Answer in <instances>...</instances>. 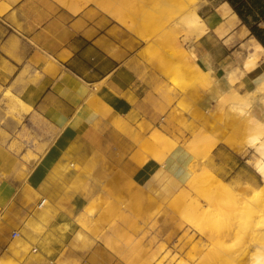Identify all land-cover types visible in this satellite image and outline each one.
<instances>
[{
	"label": "crops",
	"instance_id": "obj_1",
	"mask_svg": "<svg viewBox=\"0 0 264 264\" xmlns=\"http://www.w3.org/2000/svg\"><path fill=\"white\" fill-rule=\"evenodd\" d=\"M205 1L206 15L229 7L226 20L232 25L226 21L224 34L211 29L193 42L196 63L223 83L222 74L232 67L241 92L251 90L264 77V0ZM143 39L92 1L74 9L61 0H0V98L9 89L31 107L27 116L35 113L60 132L56 146L63 148L60 153L52 146L60 153L52 167L38 163L21 179L18 154L0 144V264H130L117 253L132 258L125 244L137 239L115 234V226L104 230L103 209L96 216L85 209L105 194L117 205L118 199H130L129 220L149 218L155 207L150 195L158 194L149 189L141 145L159 131L181 146L176 103H185L189 118L207 126L212 98L196 87L171 104ZM254 40L263 49L257 51V64L246 69V44L252 48ZM165 67L169 72L176 65ZM180 146L167 154L172 175L160 171L176 182L188 172L190 156ZM211 159L222 169L231 162L220 148ZM81 216L94 230L78 222Z\"/></svg>",
	"mask_w": 264,
	"mask_h": 264
},
{
	"label": "rangeland",
	"instance_id": "obj_2",
	"mask_svg": "<svg viewBox=\"0 0 264 264\" xmlns=\"http://www.w3.org/2000/svg\"><path fill=\"white\" fill-rule=\"evenodd\" d=\"M90 1L97 4L95 0ZM137 1L144 4L143 7L147 10L148 15L143 26L139 24L136 14L133 21L139 24V34L145 37L143 41L147 58L150 63L157 65L164 77L162 82L167 84L169 90L168 101L172 104L179 95L196 87L212 93L210 94L211 102L206 111L210 123L207 126L199 125L185 113V103L178 101L174 110L179 114L176 122L182 129V145L180 146L177 140L168 138L164 144H159L153 137L154 133L148 142L141 145L142 161L146 165L145 170L150 173L149 189L158 194V197L155 194L150 195V198L155 200V207L152 208L153 210L151 209L152 211L150 210L149 218L137 216L129 220L126 204L130 199H118L117 205L113 198L105 194L95 197L87 205L85 211H89L91 216H96L103 209L106 218L100 223L104 230H113L115 226V234H125L137 239L133 243L125 244L131 248L132 258L127 260L117 253L130 264H132L131 262L133 264H197L200 253L207 252L213 244H210L205 235L196 231L194 227L209 231L216 226L226 225L225 208L229 196L224 193L214 196V206H211L208 196L212 192V188L201 182L202 176L197 178L194 184L191 183L189 181L190 169L208 170L217 176H222L223 178L219 177L233 185L236 184L235 181L243 182L256 177L253 168L244 161V158L233 150L230 151L220 142L223 133L227 131V128L224 129L222 121L227 116H238L240 109L228 102L226 96L232 94L231 91L235 92L234 94L245 95L248 90L241 92L236 82L228 85L218 81L216 76L211 77L210 73L203 69L202 71L195 69L198 63H196L195 54L192 51L193 44L188 45L185 40L188 32L179 23L186 0ZM203 5L198 7V11L204 18L206 14ZM224 9L227 12V18H229L230 11L224 7H219L214 11ZM167 62L174 63L176 67L168 72L165 67ZM248 68L247 65L246 69ZM187 71L191 72L189 77L186 75ZM232 74L238 80L239 77H236L234 72ZM228 90L231 91L228 92ZM7 91L9 94H3L0 98V144L18 154L20 178L26 179L38 163H42V166L52 167L58 154L63 151L62 147L56 146V139L60 132L44 125L41 118L35 113L27 116V113L32 111L31 107L20 113L11 112L10 102L13 101L15 95L9 89ZM214 137L219 139L218 143H215ZM52 146H55L60 153H54L51 150ZM179 146L185 149L190 156L186 158L189 161L187 163L188 172L182 179H176V182L170 180L168 176L162 177L160 171L163 169L172 175L171 171L174 169L167 163V154ZM209 147H211V151L206 154ZM217 148L224 150L231 157V162L224 169L211 159V155ZM204 151L206 152L204 153ZM159 152L166 154L159 158L155 156ZM53 156L54 159H52ZM187 164L181 162L179 167L184 169ZM145 175L147 172L144 173ZM138 178L136 176L134 180L135 185L140 183ZM127 236L125 239H128ZM158 239L159 241H157ZM200 242L203 243L202 247ZM142 243H146L147 247ZM245 243V239L240 236L235 239L220 238L214 244L221 256L215 264H225L227 254L241 252ZM199 246L202 248L201 251ZM143 250L148 251V254L143 256ZM201 264L211 263L209 260Z\"/></svg>",
	"mask_w": 264,
	"mask_h": 264
},
{
	"label": "bare ground",
	"instance_id": "obj_3",
	"mask_svg": "<svg viewBox=\"0 0 264 264\" xmlns=\"http://www.w3.org/2000/svg\"><path fill=\"white\" fill-rule=\"evenodd\" d=\"M61 1L67 3L74 9H78L90 0ZM95 2H97L96 5L101 9L137 33L140 32L139 24L142 26L145 24L144 20L148 15L147 10L143 7L144 4L138 3L137 0H95ZM204 3L205 0H186L183 7L184 11L179 23L188 32V35L185 37L188 45H192L197 38L208 30L212 29L219 34L226 32V28L221 26L228 21L226 20L227 12L225 9L212 11L203 18L198 11V7ZM226 8L229 10V7ZM135 14L139 18V24L133 21ZM233 16L237 17L236 14H233ZM228 25L230 27L232 22L228 21ZM246 47L250 53L249 58L245 60V65L254 67L258 61L257 51L263 48L256 40L253 41L252 48L248 47L247 44ZM195 69L202 71L203 68L197 65ZM221 78L226 84L235 82L234 80L236 79L232 74V67L226 69ZM230 91L228 90V92ZM230 93L232 94L226 96L227 100L234 106L236 105L240 108L238 110L239 115L235 117L227 116L222 121L224 129L227 128V131L223 133L220 142L244 158L246 163L253 168L256 177L243 182L238 179L239 181H235L236 184L233 185L208 170L198 171L195 168L190 169L191 176L189 181L191 183L194 184L195 180L202 176L201 182L210 185L212 188V192L208 196V202L211 206H214V196L222 193L229 196L225 208V215L227 217L226 225L222 227L216 226L209 231H203L199 227H194L196 231L205 235L210 244H213L207 252L200 253L198 256L200 259L197 264L209 260L211 264H215L221 258L220 252L214 247L215 242L220 238L235 239L239 236L246 241L244 248L239 253L227 254L225 264H264V77L258 78L254 87L245 95L234 94L235 92L233 93L232 91ZM5 94H9V92ZM28 107L25 102L16 96L10 102L11 112L20 113ZM116 124L114 122V125ZM127 125L124 126L126 127ZM153 137L159 144H164L165 140H167L165 135L159 131L155 132ZM214 140L215 143L219 141L215 137ZM170 147L172 148V146ZM199 150L201 149L199 148ZM210 151L211 147H209L207 152L204 151V153L206 152L207 154ZM164 154L166 153L159 152L155 156L162 158ZM210 196H212L211 199ZM149 201L151 203L155 202L153 198H149ZM78 222L88 229L94 230L93 223L90 219L81 216L78 218ZM202 246L203 243H201ZM201 247L199 246L200 251L202 250Z\"/></svg>",
	"mask_w": 264,
	"mask_h": 264
},
{
	"label": "built area",
	"instance_id": "obj_4",
	"mask_svg": "<svg viewBox=\"0 0 264 264\" xmlns=\"http://www.w3.org/2000/svg\"><path fill=\"white\" fill-rule=\"evenodd\" d=\"M43 203H45V198H43V199L41 200L40 205H42ZM16 234H17V232L14 231V232H13V236L16 235Z\"/></svg>",
	"mask_w": 264,
	"mask_h": 264
}]
</instances>
